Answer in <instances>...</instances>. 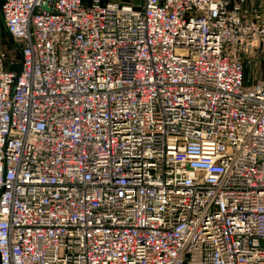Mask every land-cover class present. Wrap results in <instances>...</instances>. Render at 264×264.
Segmentation results:
<instances>
[{"label": "built area", "instance_id": "built-area-1", "mask_svg": "<svg viewBox=\"0 0 264 264\" xmlns=\"http://www.w3.org/2000/svg\"><path fill=\"white\" fill-rule=\"evenodd\" d=\"M0 11V264H264V0Z\"/></svg>", "mask_w": 264, "mask_h": 264}, {"label": "rangeland", "instance_id": "rangeland-1", "mask_svg": "<svg viewBox=\"0 0 264 264\" xmlns=\"http://www.w3.org/2000/svg\"><path fill=\"white\" fill-rule=\"evenodd\" d=\"M0 51L4 52L10 60H17V53L9 36L6 34L0 17ZM258 62L252 61L251 57L247 58L248 63L245 65V85L250 86L257 80H264V50L258 56ZM256 63V64H255Z\"/></svg>", "mask_w": 264, "mask_h": 264}, {"label": "trees", "instance_id": "trees-1", "mask_svg": "<svg viewBox=\"0 0 264 264\" xmlns=\"http://www.w3.org/2000/svg\"><path fill=\"white\" fill-rule=\"evenodd\" d=\"M5 30V29H4ZM6 32V31H5ZM7 33V32H6ZM8 35V34H7ZM10 38V37H9ZM10 40H11V38H10ZM11 42H12V40H11ZM13 43V42H12ZM13 45H14V43H13ZM15 47V46H14ZM16 50V49H15ZM16 53H17V59H18V52L16 51Z\"/></svg>", "mask_w": 264, "mask_h": 264}, {"label": "water", "instance_id": "water-1", "mask_svg": "<svg viewBox=\"0 0 264 264\" xmlns=\"http://www.w3.org/2000/svg\"><path fill=\"white\" fill-rule=\"evenodd\" d=\"M0 17H1V11H0ZM15 47L18 48L17 44H15Z\"/></svg>", "mask_w": 264, "mask_h": 264}, {"label": "crops", "instance_id": "crops-1", "mask_svg": "<svg viewBox=\"0 0 264 264\" xmlns=\"http://www.w3.org/2000/svg\"><path fill=\"white\" fill-rule=\"evenodd\" d=\"M7 34V33H6Z\"/></svg>", "mask_w": 264, "mask_h": 264}]
</instances>
